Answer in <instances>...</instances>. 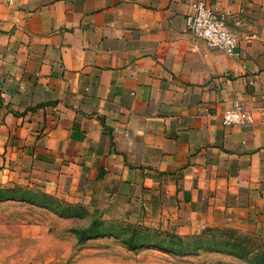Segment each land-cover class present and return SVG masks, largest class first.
Segmentation results:
<instances>
[{"label": "crops", "instance_id": "crops-1", "mask_svg": "<svg viewBox=\"0 0 264 264\" xmlns=\"http://www.w3.org/2000/svg\"><path fill=\"white\" fill-rule=\"evenodd\" d=\"M197 1L0 0V186L117 219L239 207L264 239V0H206L234 58L187 31Z\"/></svg>", "mask_w": 264, "mask_h": 264}, {"label": "rangeland", "instance_id": "rangeland-1", "mask_svg": "<svg viewBox=\"0 0 264 264\" xmlns=\"http://www.w3.org/2000/svg\"><path fill=\"white\" fill-rule=\"evenodd\" d=\"M238 208L208 207L197 222L158 210L117 219L69 185L11 182L0 186V264H264L258 222Z\"/></svg>", "mask_w": 264, "mask_h": 264}, {"label": "built area", "instance_id": "built-area-1", "mask_svg": "<svg viewBox=\"0 0 264 264\" xmlns=\"http://www.w3.org/2000/svg\"><path fill=\"white\" fill-rule=\"evenodd\" d=\"M187 31L193 38L201 41L206 48L222 51L229 57L238 56L237 40L229 27L226 17L216 13L206 0H198L194 15L187 19ZM250 114L235 108L222 116V123L226 127L243 124L249 121Z\"/></svg>", "mask_w": 264, "mask_h": 264}]
</instances>
